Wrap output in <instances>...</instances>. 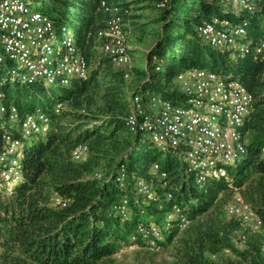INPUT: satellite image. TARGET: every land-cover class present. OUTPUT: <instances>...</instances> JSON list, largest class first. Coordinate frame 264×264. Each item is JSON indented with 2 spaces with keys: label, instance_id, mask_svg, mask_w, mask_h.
<instances>
[{
  "label": "trees",
  "instance_id": "obj_1",
  "mask_svg": "<svg viewBox=\"0 0 264 264\" xmlns=\"http://www.w3.org/2000/svg\"><path fill=\"white\" fill-rule=\"evenodd\" d=\"M32 1L33 7L40 2L41 12L56 23L74 30L89 71L85 79L73 80L67 87L19 83L9 78L11 63L0 62L3 105L14 106L18 120L36 110L50 119V131L42 140L22 137L19 127L12 130L7 115L0 117V150L4 133L23 143L21 183L11 195H0V264H113L122 244L146 247L137 238L131 241L138 223L160 225L174 205L186 210L191 223L184 231L166 234L158 248L167 252L169 261L162 264H264L263 65L249 54L212 50L196 31L213 17L233 25L245 21L248 40L254 44L264 37V0L256 1L252 14L236 13L220 0H169L161 9L160 35L144 55L143 69H130V77L138 81L130 95L140 94L144 100L149 95L183 104L185 97L175 79L194 69L238 80L253 96L255 111L245 123L244 156L226 166V176L213 178L205 191L185 173L179 151L160 152L145 134H131L126 128L125 71L114 67L104 53L95 55L98 44L88 36L104 28L106 16L98 8L99 0ZM54 87L61 93L56 95ZM94 103L96 108L90 110ZM79 145L87 147L88 158L74 162L71 152ZM154 164L158 171L152 170ZM138 180L149 185L155 201L134 204ZM235 194L261 221L258 231L226 216L225 207ZM124 195L130 198V216L121 220L112 206ZM53 197L69 203L49 204ZM237 232L246 235L242 248L233 244ZM226 249L235 258L222 255Z\"/></svg>",
  "mask_w": 264,
  "mask_h": 264
},
{
  "label": "built area",
  "instance_id": "obj_2",
  "mask_svg": "<svg viewBox=\"0 0 264 264\" xmlns=\"http://www.w3.org/2000/svg\"><path fill=\"white\" fill-rule=\"evenodd\" d=\"M212 1V0H206ZM234 12L254 13L257 0H220ZM32 0H0V62L9 61L8 75L11 81L32 83L41 81L45 85L67 87L73 80L87 77L89 65L77 44L74 30L58 24L47 15L34 9ZM169 0H161L156 8L164 9ZM99 10L106 16L104 28L90 32L100 51L107 55L114 67L125 71L130 79L132 59L125 33V17L130 15L128 7L108 0H99ZM209 47L218 51H230L233 55H251L263 65L264 37L252 43L248 40L247 24L233 25L227 19L213 17L196 29ZM55 51V55L52 54ZM175 85L183 93L181 105H173L158 97L132 94L127 99L128 115L125 125L129 133L145 134L160 152L179 151L185 161V173L192 175L198 189L205 191L213 178L226 176L225 167L238 162L246 152L245 123L255 111V100L238 80L223 77L205 69L187 70L175 79ZM60 105L56 106V112ZM7 115L10 122L18 121L22 137L42 136L50 131L49 117L39 110L17 118L14 106L3 105L0 90V117ZM0 150V195H11L22 180L21 159L23 143L10 134L1 136ZM264 153V148L261 150ZM85 145L71 152L74 162H81L87 155ZM154 164L153 171H158ZM100 178V174H95ZM164 178L165 174H161ZM123 178L121 174L119 181ZM140 200L155 201V194L147 183L138 180L135 184V205ZM52 203L65 207L69 200L53 197ZM112 210L126 220L130 216V198L127 195L113 204ZM226 216L239 220L245 228L258 231L262 225L259 218L244 203L239 194L225 207ZM191 221L183 207L174 205L162 224L138 223L135 237L149 249H157L166 234L177 229L184 231ZM233 244L244 245L246 235L239 233ZM264 255V244L261 248ZM231 255V249L224 251Z\"/></svg>",
  "mask_w": 264,
  "mask_h": 264
},
{
  "label": "rangeland",
  "instance_id": "obj_3",
  "mask_svg": "<svg viewBox=\"0 0 264 264\" xmlns=\"http://www.w3.org/2000/svg\"><path fill=\"white\" fill-rule=\"evenodd\" d=\"M124 3H127V7L129 8L130 15L129 18L125 20V33L127 37V43L129 46V52L132 59V68L143 69V58L152 44L158 39L160 35V27L161 22L159 21L161 9L156 8V4L161 0H122ZM34 9L39 12L43 11L40 2H36ZM212 50L217 51L216 47L212 48ZM93 53L98 55L101 53L100 48L96 47L93 49ZM55 55V51L52 56ZM138 81L135 77H130L127 81L128 94L127 98H129L132 89L137 85ZM53 91L56 95L61 93L59 88L54 87ZM96 104L94 103L90 110L96 108ZM12 130L18 129L17 122H13L11 124ZM47 134H44L41 137L42 140L45 139ZM35 139H38L35 137ZM247 139V136H246ZM87 155L83 156L82 161L87 159ZM99 170V169H98ZM211 182H209L210 184ZM234 197V196H233ZM233 198L228 200V203L232 202ZM49 204L52 202L49 200ZM227 204V203H226ZM264 233V231H263ZM238 232L234 234L233 242H236V238L238 236ZM134 243V242H133ZM122 244L119 248L118 253L113 257V264H146L148 261L154 264H162L164 261H169L167 252L163 251L161 248L158 249H149L147 247H142L139 244ZM238 247V246H237ZM243 245L239 246L242 248ZM222 255L235 258L234 254L226 255L223 253ZM221 255V256H222ZM261 256L264 261V255L261 252ZM215 257H212L211 260H215ZM246 264V263H241Z\"/></svg>",
  "mask_w": 264,
  "mask_h": 264
}]
</instances>
